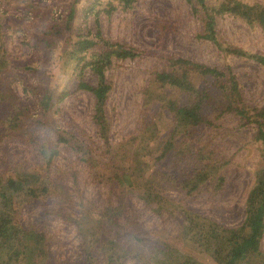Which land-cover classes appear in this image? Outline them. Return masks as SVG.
I'll list each match as a JSON object with an SVG mask.
<instances>
[{
    "label": "rangeland",
    "instance_id": "obj_1",
    "mask_svg": "<svg viewBox=\"0 0 264 264\" xmlns=\"http://www.w3.org/2000/svg\"><path fill=\"white\" fill-rule=\"evenodd\" d=\"M233 1L243 6L264 5V0H208L217 8L221 2ZM73 2V31L86 33L98 21L109 40L145 51L133 59L116 60L106 70L111 85L106 113L113 148L101 162L108 171L120 167L119 173L132 175L135 186L129 195L124 194L123 201L117 184L93 182L84 165L63 151V145L47 163L24 132L40 131L37 135L46 149L64 131L89 138L96 146L102 144L91 117L94 97L76 89L79 69L61 58L64 35L50 32L54 24L64 21ZM201 31V23L185 0H132L130 5L124 0H0V175L30 170L48 172L51 179L46 193L36 197L21 193L15 213L25 230L45 234L48 253L40 257L38 245L27 244V253L16 251L14 264H87L88 251L90 261L97 264H107L114 257L112 264H156L155 248L162 232L182 256L189 253L202 263H212L198 240V229L214 222L237 226L244 221L247 194L255 185L257 172L264 168V141L257 139L254 122L259 118L251 115L254 110L247 117L221 111V91L212 86L204 115L214 125L198 127L188 138L163 100L168 96L184 103L187 98L174 88L160 86L155 73L167 68L168 57L230 68L246 106L260 108L264 106V66L225 48L236 46L264 55V25L223 10L215 16L218 45L199 38ZM35 38L48 41L35 42ZM80 75L97 84L89 67ZM193 81L200 87L210 84L198 77ZM35 86L53 89L49 108L31 92ZM62 93L64 97L57 101ZM19 107L24 111L15 119L19 125L9 128L11 112ZM40 118L42 125L38 126ZM149 122H155L154 130L146 128ZM169 130L176 134L174 151L184 149L191 161L189 168L199 167L198 187L193 192L176 186L177 173L168 158L155 159ZM145 190L152 201L140 196ZM118 203L123 204L117 207ZM186 211L192 213L197 233L185 231ZM107 240H115V244ZM134 249L142 251L140 260L132 258ZM260 250L264 254V233ZM263 259L260 255L255 261L263 263Z\"/></svg>",
    "mask_w": 264,
    "mask_h": 264
},
{
    "label": "trees",
    "instance_id": "obj_2",
    "mask_svg": "<svg viewBox=\"0 0 264 264\" xmlns=\"http://www.w3.org/2000/svg\"><path fill=\"white\" fill-rule=\"evenodd\" d=\"M185 1L189 4L192 14L201 23L202 31L198 33V37L211 40L217 45L215 16L220 11L230 10L243 17L253 18L264 25V5L243 6L239 2L233 1L232 3L221 2L217 8L210 5L208 0ZM124 2L125 5H130L132 0H124ZM88 10L91 12V7H88ZM75 13V3L73 2L70 4L64 21L54 24L50 32L64 35V48L61 52V58L64 59L65 64H70L72 61L74 67L79 69L76 89L91 92L94 97L91 117L96 132L102 139V144L96 146L89 138H84L72 131H64L58 132L52 147L46 149L45 143L38 138L37 134L40 131L24 132L29 135L28 143L47 163H50L52 157L58 154V147L63 145L61 146L63 151L68 153L72 159H76L78 163L84 165L93 182L100 184L101 182L112 181L117 184V187L120 188L118 191H121L119 200L122 199L123 201L124 194L129 195L135 186L132 175L119 173L120 167L115 172L108 171L109 169L104 168L101 162V159L110 155L113 148L108 135L109 120L106 113V101L111 88L110 83L107 81L106 70L116 60L133 59L145 51L131 44L109 40L103 35L98 21H96L94 28L88 29L86 33L77 30L73 31L72 21L75 18ZM34 40L35 42L43 43L48 41L46 38H35ZM45 46L43 44L42 47ZM219 46L221 45L219 44ZM225 50L234 55L253 59L264 66V55L251 53L241 47L230 45L226 46ZM167 62L168 66L166 69L155 73V80L160 86L174 88L183 94L184 98H187L184 103H181L175 98L163 97L165 105L174 116L173 118L178 123V126L181 127V131L184 130L183 133L186 137L192 136L198 127L214 125L204 115L206 98L210 94V88L214 86L221 91L223 98L221 111H234L241 117L246 116L250 110L255 111L251 115L259 118L254 121L257 128L256 137L258 140L264 141V106L256 109L246 106L238 79L232 69L223 70L182 57H168ZM87 67L96 75V85L88 83L80 75ZM196 77L200 78L204 83L209 81L210 84L207 83L203 87L197 86L193 81ZM24 90H26V86H24ZM31 92L35 94L39 103L45 109L51 106L54 99L53 89L35 86L31 88ZM63 97L62 93L56 97V100L60 101ZM11 113L13 119L9 123V128L19 125L15 119L18 115L23 114L24 111L19 107L16 112ZM36 123L38 126L42 125V119H37ZM146 128L154 130L156 128L155 122H149ZM152 135L157 134L152 131ZM175 137V130H169L164 135L161 151L155 159L168 158L177 173L174 177L176 186L180 190L190 193L198 187L195 177L199 167L195 166L192 170L189 168L191 161L184 154V149L174 151ZM1 138L2 135L0 136ZM172 158L173 160L171 161ZM50 184L51 179L48 172L19 170L6 177L0 175V264H14L12 258L16 255V251L27 253V244H30V246L35 245L34 248H36L37 244L38 251L36 254L39 253L40 257L47 255L45 234L41 231L25 230L15 217V213L21 193L24 192L29 196L36 197L39 193H46L50 188ZM140 196L145 201H152L150 199L152 195L148 193V190L143 191ZM122 204L118 203L117 207L122 206ZM106 211L108 212L109 208ZM114 212L117 215L120 213L118 211ZM186 213L187 226L185 231L197 233L193 222L194 217L190 215L192 213L189 211H186ZM120 220L118 219V222ZM204 226L201 225L200 229H198L200 231L198 240L204 244V250L209 252L212 259L211 264H241L246 261L248 264H264V261L263 263L255 261V258L260 255L264 257L260 250V241L264 233V168L257 172L255 185L247 194L245 218L241 224L237 226H219V224L214 222L213 225ZM194 236L196 237L197 235ZM157 239L159 240L155 248V256H158L159 259H157L156 264H206L196 260L189 253L186 254V257L182 256L181 250L177 248L174 242L168 241L163 232L159 234ZM107 241L115 244V240ZM100 247L103 248V245ZM9 251H12L13 254L8 255ZM133 251L134 255L132 258L140 260L142 251L136 249ZM90 252H85V257L88 258L87 264H97V262L90 261ZM109 255L113 256L112 253ZM113 259L115 257L111 258L107 264H112Z\"/></svg>",
    "mask_w": 264,
    "mask_h": 264
}]
</instances>
